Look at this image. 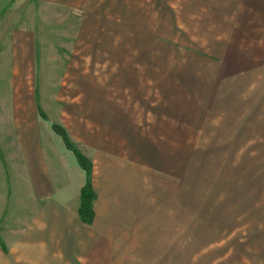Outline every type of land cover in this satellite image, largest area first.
Returning a JSON list of instances; mask_svg holds the SVG:
<instances>
[{
  "label": "crops",
  "instance_id": "crops-1",
  "mask_svg": "<svg viewBox=\"0 0 264 264\" xmlns=\"http://www.w3.org/2000/svg\"><path fill=\"white\" fill-rule=\"evenodd\" d=\"M99 2L103 17L113 0ZM115 6L117 24L132 26L120 40H132L133 56L184 57L186 64L159 66L170 74L160 104L152 88L135 86V71L127 69L125 77L119 68L117 95L95 100L85 113L91 128L86 124L82 135L89 147L78 149L93 164L92 223L79 216L86 172L77 161L63 164L57 152L62 161L51 173L34 148L32 212L27 218L22 211L17 243L0 249L30 264H54L56 257H64L60 264H264V226L246 230L239 245L237 239L221 242L238 215L237 162L245 169L247 148H264V0H116ZM173 83L180 85L176 98ZM189 88L196 90L191 98ZM135 106L152 111L155 122L143 123ZM189 148H213L204 149L210 152H201L199 162L228 173L219 189L203 188L192 199ZM167 167L181 170L176 189L165 178ZM239 195L247 199L246 191ZM206 248L213 250L190 256V249ZM237 248L255 255L238 259L231 254Z\"/></svg>",
  "mask_w": 264,
  "mask_h": 264
},
{
  "label": "rangeland",
  "instance_id": "rangeland-1",
  "mask_svg": "<svg viewBox=\"0 0 264 264\" xmlns=\"http://www.w3.org/2000/svg\"><path fill=\"white\" fill-rule=\"evenodd\" d=\"M99 4V0H0V246L8 247L11 240L17 243L15 236L20 229L21 216L27 214L28 218L32 212L28 178L34 148L41 149L51 173L52 165L56 167L62 161H57V158L62 159L57 152L64 155L63 164L67 160L78 162L63 137L54 130V125L66 132L76 148H87L89 145L82 134L86 124L89 128L91 125L85 113L95 105V100L117 95V69L124 67L125 77L127 69L135 71V86L152 88L151 95L154 92L155 102L160 104L164 83L170 80L167 79L170 74L159 66L186 64L184 57L133 56V51L138 53V50L132 49V40L125 41L124 45L120 40V32L124 28L132 31V26L117 24L122 20L117 15L116 0H113V7H105L103 17ZM126 36L131 38V34ZM141 49V53H146ZM146 69L156 72H142ZM177 88L180 89V85L173 83L174 98L180 95ZM188 91L186 95L191 98L196 90L189 88ZM135 107L141 108L143 123L155 122L152 111L148 115L141 106ZM194 131H198L197 135L202 133L199 129ZM204 149L213 148H189L188 177L192 172L195 180L189 179L190 199L203 188L205 192L219 189L221 178L228 177V173H222L223 168L211 169L205 167L203 161L199 162L202 153L210 152ZM247 149L250 163L240 169L237 162L236 224L231 227L232 232L221 234V242L237 239L239 245L238 238L244 237L246 230L258 231L264 226V216H260L264 215V148ZM164 171L168 172L165 178L172 179L176 189L181 170L167 167ZM245 191L247 199L239 195ZM189 205L194 208L195 202L190 200ZM260 233H257L259 237ZM212 250L190 249L189 252L195 257L198 252L205 256ZM251 253L255 255L247 249L231 250L232 256L238 259L250 257ZM61 259L64 257L51 261L60 264ZM26 260L27 257L23 260L15 257L10 248L5 252L0 249L1 264H30Z\"/></svg>",
  "mask_w": 264,
  "mask_h": 264
},
{
  "label": "trees",
  "instance_id": "trees-1",
  "mask_svg": "<svg viewBox=\"0 0 264 264\" xmlns=\"http://www.w3.org/2000/svg\"><path fill=\"white\" fill-rule=\"evenodd\" d=\"M54 130L58 132L70 150H72L78 160V164L86 172L87 180L81 190V202L79 208L80 219L87 223H92L94 219V200L96 199V193L92 187L91 175L93 164L92 161L83 155L78 148L70 141L66 132L58 125L53 126Z\"/></svg>",
  "mask_w": 264,
  "mask_h": 264
}]
</instances>
